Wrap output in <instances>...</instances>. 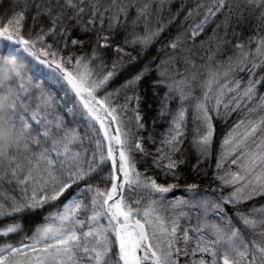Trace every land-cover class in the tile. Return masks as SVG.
<instances>
[{"label": "snow or ice", "instance_id": "snow-or-ice-1", "mask_svg": "<svg viewBox=\"0 0 264 264\" xmlns=\"http://www.w3.org/2000/svg\"><path fill=\"white\" fill-rule=\"evenodd\" d=\"M133 7L136 5L130 0L106 4L101 0H33L32 5L25 0L11 18L0 19V63H22L26 69L23 77H13L9 85L14 87L8 106L14 138L7 150H0V184L14 182L19 189V196L0 195V221L11 220L0 227V264H264V208H253L250 213L238 208L264 197V96L257 97L264 75L255 79L253 71L264 68V34L258 30L245 40L242 33L233 31L235 40L227 39L232 16L237 13L242 19L245 10L258 12L257 19L264 24V0H243V5L233 0H197L187 11L186 21L198 19L187 32L168 41L165 47L173 55L155 67L154 87L167 91L153 123L171 117L155 154L145 141L156 144V137L139 135L145 125L138 88L153 72L151 62L118 88L108 90L117 66L124 57L131 58L126 46L139 45V56L165 31L159 20L154 30L149 29V6L145 4L137 7L136 17L137 21L144 18L145 34L126 37L123 45L115 43L113 25L121 16L126 20ZM33 9L34 27L26 31L27 14ZM40 17H46L48 25L35 31ZM106 20L108 34H101L96 24L103 29ZM210 24H215L213 38L220 29L224 35L218 38L215 51L209 48L206 62L197 66L192 48H181L182 36L194 44ZM76 27L82 33H95L90 52L84 51L86 41L72 38L71 28ZM227 45L235 55L217 60ZM113 47L117 59L109 69L100 53ZM178 51L186 54L176 55ZM175 65H182L183 71ZM43 67L50 69L48 79L62 85V103L44 91L42 82H36ZM242 71L253 77L246 84L238 78ZM34 93L39 94V102L33 107ZM227 96L231 99L225 103ZM173 99L179 102L175 110L168 106ZM189 106L197 122L192 140L197 153L193 171L211 155L215 133L212 112L219 116L221 107L229 112L243 109L246 116L257 114V118L241 116L221 143L215 174L221 184L218 197L206 190L197 199L200 185L187 183L189 198L169 202L173 209H201L196 224L182 228L181 218H188V213L181 210L169 220L161 212L168 194L186 179L180 167L187 161L182 145ZM129 111L134 113L136 133L124 119ZM77 117L86 121L84 135L78 130ZM85 140L90 148L85 147ZM148 157L151 164L146 162ZM140 161H145L144 172L138 168ZM157 169L177 183L158 182ZM225 188L231 189L227 195L223 194ZM145 199L147 204L141 207ZM53 204L60 206L31 235L9 242L13 235L24 232L16 217ZM227 205L236 210L243 230L228 215Z\"/></svg>", "mask_w": 264, "mask_h": 264}, {"label": "trees", "instance_id": "trees-1", "mask_svg": "<svg viewBox=\"0 0 264 264\" xmlns=\"http://www.w3.org/2000/svg\"><path fill=\"white\" fill-rule=\"evenodd\" d=\"M29 5L33 4V0H26ZM110 0H101L102 4L109 3ZM130 2L136 7H133L129 10L127 19L123 16L120 17L119 23L113 25V31L111 35L114 37L115 43H119L123 45L124 39L127 37L128 39H132L135 34L144 35L145 34V20L143 17L139 21L136 20L137 17V7H143L147 4L149 7L147 9V14L149 17L148 27L149 29L154 30L158 24L159 20L161 23L165 25V31L160 35L159 39L155 41L146 53H141V55L137 56V52L140 51V46L136 45L135 47L126 46V51L131 53V58L124 57L122 65H118L116 68V76L111 82L108 90L112 91L115 88H118L121 84L125 83L128 79H131L138 71H140L145 64L151 62L153 72L144 79L138 88L139 95L142 97L140 103V114L143 117V123L145 125L144 129L140 130L139 135L147 137L150 134L156 137L157 143L152 144L151 142L145 141L146 146L151 150L153 154H155L156 147L160 146L159 141L161 139V134L166 133V129L168 128V123L166 121H170L171 117H167L166 120L156 119L155 124L153 123L154 118L158 117V112L161 107L162 98L167 91V89L163 87L156 88L154 87V81L156 79L155 67L160 64L162 60L168 59L169 56L173 55L172 51L165 47L168 41L171 38H174L178 33H185L188 31L190 26L193 24L194 20L198 18H191L189 20H185L187 15V11L193 8L197 2V0H130ZM236 4L243 5V0H233ZM25 0H0V19H3L5 16L11 18L13 13L19 11ZM183 5V11L181 10V6ZM180 11V15L177 16L176 13ZM35 10H31L27 14L26 20V31L30 28H33L32 17L35 16ZM259 13L250 14L247 10L244 11L243 18L238 19V13L232 16L231 27L228 30L227 39L234 41L235 37H233L232 33L235 31L236 33H242L243 38L246 40L247 37L256 35L258 30L260 34H264V24H262L258 19ZM218 19H222V17H218ZM135 21V24H134ZM6 23V20H4ZM48 25V20L46 17L39 18V24L35 26L34 30L39 31L40 26L46 27ZM215 24H210L206 27L205 31L197 37L195 43L193 44L190 40L187 39L186 36H182L183 44L181 48L191 47L194 53L193 59L195 60L197 66L206 62V57L208 54L209 48L212 51H215L216 44L219 37L224 35L223 29H220L217 33V37L213 38V28ZM72 38H78L86 41V45L84 51L90 52L89 45H94L96 42V35L94 32L82 33L79 27L71 28ZM96 31L101 32V34H108V21H105L103 29L100 28L99 23L96 24ZM212 38V39H210ZM203 42V44L201 43ZM222 54L217 55V60L226 59L227 55H235L234 50L231 45L224 46L222 48ZM103 60L106 61L107 66L111 69L112 61L117 59V53L114 51V47L110 48L106 51L100 53ZM186 53L182 51H178L176 55H185ZM200 57H205L204 60H201ZM173 65H170L172 67ZM181 68L183 71L182 65H175ZM251 65H249V68ZM256 76L255 79H259L261 75H264V68L254 69ZM238 78L241 80L243 84H246L247 81L253 77L250 76L248 71H242L238 73ZM37 81V79H36ZM43 87L45 84L43 83ZM200 91H197V95H200ZM131 95V92H129ZM264 96V83L258 85L257 97ZM33 98V96H32ZM231 99V96L225 97V103ZM64 100V96L60 99V96H57V103H62ZM62 101V102H61ZM122 101V97H121ZM32 103V102H31ZM179 105L178 100L173 99L171 103L168 105L170 108L175 110ZM131 107H136L135 103L131 105ZM194 112L189 106V112L187 116V128H186V138L184 139V143L182 145V150L186 153L187 161L185 164L181 165L180 171L182 174V178L178 183L179 187L176 188L172 193L168 194V197H180L183 196L184 191L186 189L187 183H198L200 188L198 190V195L207 192L214 196L218 197L220 193V181L215 179L216 174V160L221 151V143L225 136L232 130L233 126L238 122L241 116H245L248 119H256L257 114H252L251 116H246L245 110L241 109L237 112H229L225 110L223 107L220 108V115L217 116L215 112H212L213 116V126L215 129L213 143H212V151L210 157L207 161L200 166L197 171L192 170V165L196 163L197 153L195 148L192 146V140L194 136V129L197 127V122L193 120ZM134 113L129 111L124 115V119L126 121H130L129 128L133 133H136L135 121L132 119ZM78 118V117H77ZM71 117H66L67 121H71ZM78 120V119H77ZM79 121V120H78ZM86 121L78 123V130L81 132V135H84L88 131L85 127ZM85 147L90 148L91 145L88 144L87 140H85ZM179 156V154H178ZM139 160V157H137ZM146 162L151 164V157H148ZM138 168L141 172L145 170V161L138 162ZM232 170L235 171L236 166H232ZM220 174H223L221 171ZM106 175V172H105ZM155 175L157 181L160 183H177L173 179L172 176H168L165 178L161 172V170H155ZM97 181H92V183H96ZM81 185L80 187H83ZM76 186H74L73 190ZM202 189V190H200ZM212 189H216L215 192ZM231 189L225 188L223 190V194H227ZM0 195L5 196H19V189L16 187L15 183H7L6 181L0 184ZM63 201L64 198L62 197ZM171 200V199H170ZM167 201V200H166ZM147 199H145L141 207L146 206ZM59 204L46 205L43 209L38 210L33 213H27L22 217H16L15 219L21 222L24 226V232L19 236L13 235L11 241L9 242H18L20 239H23L26 235H31V233L35 230L36 227L41 225L44 221V218L52 211L59 207ZM239 210L245 213H250L253 208L260 209L264 208V197H256L255 199L243 203L238 206ZM226 211L229 216L232 217L234 223L240 226L243 230L242 224L237 220L235 211L231 205L226 206ZM196 219V216H194ZM11 220L0 221V227H3L6 223H10ZM192 222L191 224H194ZM190 235H194V233H190ZM245 235L248 238H251V233L245 230ZM258 238V237H257ZM183 260L184 258L181 257ZM190 259V257H189Z\"/></svg>", "mask_w": 264, "mask_h": 264}, {"label": "clouds", "instance_id": "clouds-1", "mask_svg": "<svg viewBox=\"0 0 264 264\" xmlns=\"http://www.w3.org/2000/svg\"><path fill=\"white\" fill-rule=\"evenodd\" d=\"M26 69L22 63L7 66L0 63V150H7L14 138L13 130L8 117V106L14 87L9 88L13 77H23Z\"/></svg>", "mask_w": 264, "mask_h": 264}, {"label": "rangeland", "instance_id": "rangeland-1", "mask_svg": "<svg viewBox=\"0 0 264 264\" xmlns=\"http://www.w3.org/2000/svg\"><path fill=\"white\" fill-rule=\"evenodd\" d=\"M49 72H50V69H47L46 67H43L42 73L38 74V76L36 78L37 79L36 82H38V83L39 82H42V83L45 84V87H43V89H44V91L46 93H51V94H53L55 96H58L59 95L60 96V99H62L63 96H64L63 90H62V85L61 84H57L55 82V80L48 79L47 74ZM38 96H39L38 93H34L33 94V98H31V102H32L33 107L39 102ZM77 119L80 122H83V119H80L79 117ZM200 190H202V189H200ZM204 194H205V192L202 193V191H201V194L200 195H197L196 198L199 199ZM225 195H227V194H225ZM177 198H185V199H188L189 198V194L185 190L183 196L174 197V198H170V197L167 196V201H165V208L161 212V215L170 220L174 215H176L179 211L182 210V211L188 213V218H181V221L180 222H181L182 228L183 227H187L189 225H195L196 222H197V220L195 219L194 216H196V218H197L198 214L201 213V209H199V208H190V207H187V206H183L182 209H173L170 206V203L169 202L174 201ZM54 211H56V209ZM54 211H52V212H54ZM209 219H217V218L214 217V216H210ZM44 222H45V219H44L43 223ZM192 222H195V223L194 224H191ZM102 223H105L106 224V221H102ZM115 251H118V247L116 249H114V253H115ZM114 253H113V256H112V259L113 260L115 259V254Z\"/></svg>", "mask_w": 264, "mask_h": 264}]
</instances>
